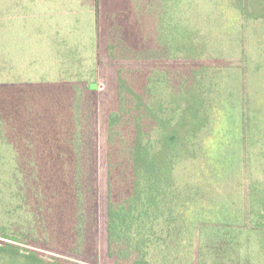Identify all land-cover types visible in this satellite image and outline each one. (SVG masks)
<instances>
[{
    "label": "trees",
    "instance_id": "obj_1",
    "mask_svg": "<svg viewBox=\"0 0 264 264\" xmlns=\"http://www.w3.org/2000/svg\"><path fill=\"white\" fill-rule=\"evenodd\" d=\"M18 1L0 0V264H71L60 255L96 250L86 95L96 66L54 72L53 48H67L58 53L70 63L76 55L58 31L62 19L41 28L40 62L12 52L33 5L61 15L54 0ZM87 28L91 50L97 34ZM104 36L110 61L160 65L116 70L106 121L108 258L264 264V0H124L106 14ZM171 61L194 65L162 66Z\"/></svg>",
    "mask_w": 264,
    "mask_h": 264
},
{
    "label": "rangeland",
    "instance_id": "obj_2",
    "mask_svg": "<svg viewBox=\"0 0 264 264\" xmlns=\"http://www.w3.org/2000/svg\"><path fill=\"white\" fill-rule=\"evenodd\" d=\"M19 0L18 2H20ZM53 1V0H48ZM56 4L53 8H58L61 15H67L68 12L76 13L75 16H65L70 18H61L64 16L59 15L58 12L42 10L41 4L33 5V9L29 13L23 15V21L19 25L23 26V40L13 43V51L18 52L26 60L33 59L35 63L40 62V58L44 57L47 53L46 46L42 44L43 32L47 27L45 23H53L55 30L64 33L63 37L68 36L71 40L70 49H75L76 55L72 56L73 62H69V57L61 56L58 52L67 48L59 47L53 48L56 59L59 61L54 70H61L71 68L73 71L80 68L87 71L91 65L96 66V89L95 91L87 92L86 95L89 101L94 104L93 107V148H94V164H95V178H94V191L97 203V229H96V250L93 254L87 257H77L69 255H60L68 259L71 264H113V261L108 258L106 252L105 240V220H106V121L110 112L116 108V70L119 68H147L148 66H160L152 61L149 63H124L110 61L106 56V43L104 36V19L106 14L111 10H118L123 8L124 0H54ZM63 1V2H62ZM60 2L62 3L60 5ZM83 13L79 15V13ZM86 16V17H85ZM74 18L75 24L71 22ZM86 18V19H85ZM62 19L57 25V22ZM80 19V20H78ZM90 21V22H89ZM44 26V29H43ZM88 26V33L97 34L96 45L91 50L84 45L83 36L86 32L85 27ZM43 32H42V29ZM46 40V39H45ZM76 41V42H74ZM80 44V45H78ZM14 48L16 50H14ZM175 64V65H174ZM223 64L236 66L239 62L226 61ZM55 65V64H54ZM194 63L191 61H171L165 62L166 67H191ZM42 71H46L44 67ZM54 78L58 79V74H53ZM95 88V87H94ZM264 94L261 93L258 99L262 100ZM39 252L44 256H57L52 254V251L42 246H37Z\"/></svg>",
    "mask_w": 264,
    "mask_h": 264
}]
</instances>
